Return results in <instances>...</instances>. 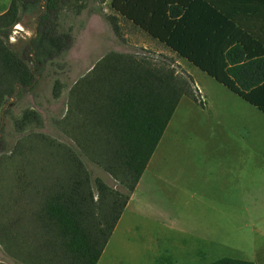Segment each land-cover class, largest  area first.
Segmentation results:
<instances>
[{
	"label": "trees",
	"instance_id": "trees-1",
	"mask_svg": "<svg viewBox=\"0 0 264 264\" xmlns=\"http://www.w3.org/2000/svg\"><path fill=\"white\" fill-rule=\"evenodd\" d=\"M89 1L11 0L0 7V116L9 99L33 88L45 67L72 49L67 14L79 16ZM168 6L162 0H110L112 14L105 19L117 36L119 18L138 27L264 113L263 105L214 72L211 57L188 49L195 40L186 30L189 24L166 17ZM25 18L34 27L32 35L15 48L10 37L18 25L27 27ZM92 70L71 90L74 111L62 119L58 137L31 136L40 145L38 163L30 157L14 172L9 189L0 180V242L5 254L23 264H97L180 99L198 101L190 78L168 58L111 53ZM42 125L33 109L14 123L19 133ZM16 155L0 138V169L7 156ZM87 164L108 174L118 188L95 177ZM208 264L254 263L224 257Z\"/></svg>",
	"mask_w": 264,
	"mask_h": 264
},
{
	"label": "rangeland",
	"instance_id": "rangeland-1",
	"mask_svg": "<svg viewBox=\"0 0 264 264\" xmlns=\"http://www.w3.org/2000/svg\"><path fill=\"white\" fill-rule=\"evenodd\" d=\"M10 1L0 0V7ZM109 14L110 0H90L79 16L68 13L66 22L75 36L72 49L45 67L33 88L3 106L0 138L17 154L7 156L0 169V180L7 189L14 184V172L25 168L30 157L36 158V163L41 158L40 145L31 136L40 133L51 139L58 137L62 119L74 111L71 90L76 82L91 75L103 58L111 53L168 58L180 71V58L120 22L121 40L105 19ZM24 23L27 27L18 25L10 37L15 48H21L32 35L30 20L25 18ZM191 67L193 80L205 75ZM56 84L58 97L54 96ZM204 94L209 105L210 86ZM181 107L178 105L165 129L97 264H208L224 257L264 264V198L241 193L244 181L235 179V170L229 172L228 157L232 154L227 143L213 137L207 124L210 118L199 114L198 109ZM26 109L38 112L43 125L19 133L14 123ZM87 167L95 177L118 188L100 168L91 164ZM1 193L5 199L3 189ZM0 264L23 263L5 254L0 242Z\"/></svg>",
	"mask_w": 264,
	"mask_h": 264
},
{
	"label": "crops",
	"instance_id": "crops-1",
	"mask_svg": "<svg viewBox=\"0 0 264 264\" xmlns=\"http://www.w3.org/2000/svg\"><path fill=\"white\" fill-rule=\"evenodd\" d=\"M162 2L169 5L166 17L184 19L189 24L186 30L192 32L190 38L194 37L195 40L190 42L188 49L200 53L201 57H211L209 65L214 72L226 76L235 88L264 106V0ZM172 6L174 9H171ZM120 22L146 34L119 18V36ZM181 61L178 72L190 78L198 101L183 96L178 105H182L184 110L198 109L199 114H204L208 120L210 118L207 124L212 129L213 137L227 143L232 154L228 157L229 172L235 170V179L242 178L244 181L245 187L241 193L247 197L264 198V113L207 73L184 59ZM191 66L205 75L193 80ZM209 86L212 96L208 97L211 102L207 105L204 90Z\"/></svg>",
	"mask_w": 264,
	"mask_h": 264
}]
</instances>
